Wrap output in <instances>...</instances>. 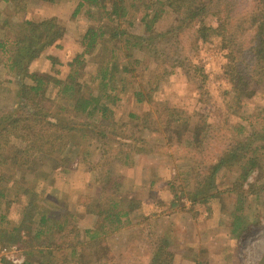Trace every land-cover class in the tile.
<instances>
[{"label":"rangeland","instance_id":"rangeland-1","mask_svg":"<svg viewBox=\"0 0 264 264\" xmlns=\"http://www.w3.org/2000/svg\"><path fill=\"white\" fill-rule=\"evenodd\" d=\"M76 2L22 0L18 4L17 0H0V24L56 16L65 25V34L32 61L30 72L48 73L60 79L67 77L70 62L83 49L82 36L92 24L83 12L72 15ZM233 2L242 14L263 6L256 0ZM222 3L228 6L231 0H222ZM164 8L155 25L159 32L176 23L177 14L168 2ZM132 9L129 16L134 24L128 28L139 35L146 34L140 19L144 12L142 7ZM217 20V16L205 17L207 24L215 25ZM250 22L252 18L247 17L239 25L236 39L227 47L221 36L196 41L193 29L185 31L181 33L177 49L160 44L168 51L166 56L137 52L140 61L128 74L121 71L124 58L122 50L118 49L111 67L114 77L110 82L114 88L108 90L117 97L109 106L114 110L118 132H123L111 138L122 142L123 147L98 150L95 140L78 143V139L79 152L72 155L69 170L61 167L50 170L52 162L44 160L48 166L39 164L38 167L42 172L43 168L49 171L45 170L44 174L40 171L36 179L52 198L37 191L36 202L28 194L17 197L13 194L14 182H22L23 174L28 180V172L22 168L15 171L11 164L3 167L5 175H10L3 183L8 187L6 200L9 203L0 201V232L8 229L9 233L0 236V264H5V260L20 264L27 257L30 249L27 244L7 240H12L10 230L15 225L37 218L35 205L54 213L56 219L69 220L74 230L73 242L80 243L76 257L85 253L84 259L91 264H150L153 253L164 240L165 250L173 254L172 264H264V73L252 78L247 94L239 96V87L233 86L231 76L234 59L238 56L243 65L246 58L243 52L253 41L255 44L257 35L254 38V28L248 30ZM226 36L231 41V31L228 30ZM174 50L178 51L172 52ZM103 57L108 56L98 48L86 55L85 73L79 80L85 93L96 91L97 79L92 76ZM171 61L175 67L170 69ZM165 66H169L167 73L163 72ZM25 80L26 77L4 68L0 62L2 110L22 113L30 109L31 105L18 95L19 81ZM136 90L143 91L141 100H137ZM47 94L63 103L53 81L48 84ZM108 99L104 96V100ZM171 120L173 127L167 124ZM199 120L209 125L200 147L190 144ZM1 133L8 150L20 142L25 144L20 127L7 128ZM249 138L254 145L261 146L254 156L259 165L247 178L249 184L241 181L243 212L249 225L240 236H233L231 212L238 206L237 194L227 190L236 181L238 165L220 168L211 189L215 193L207 201L198 202L194 197L198 186L200 189L209 187L203 179L208 175L205 165L211 164L219 150L231 141ZM119 142L113 141L111 145L116 147ZM123 149L127 156L121 152ZM86 151L89 153L82 155ZM27 152L32 153V149L27 148ZM22 183L31 186L29 182ZM109 196L122 198L129 222L118 230L102 233L101 238L90 239L85 229H98L104 222L102 208L108 207ZM26 230L24 227L21 234L28 239ZM57 233L50 236L55 242ZM56 255L59 258L60 255Z\"/></svg>","mask_w":264,"mask_h":264},{"label":"trees","instance_id":"trees-1","mask_svg":"<svg viewBox=\"0 0 264 264\" xmlns=\"http://www.w3.org/2000/svg\"><path fill=\"white\" fill-rule=\"evenodd\" d=\"M21 1L17 0L18 4ZM25 1L58 2L59 0ZM76 1L72 15L76 16L83 12L92 24L88 26L82 36L83 49L70 62V72L65 79L48 73L29 71L32 61L47 46L55 43L65 34V25L58 17L51 16L40 21L25 19L14 23L0 24L2 30L0 33V62L4 68L27 78L24 82L19 81L18 95L31 105L27 112L22 113L0 108V201L3 200L5 204L9 203L6 200L9 192L7 185L3 183L10 179V175H5L3 167L9 166V164L15 171L18 169L21 171L22 168L28 172V180L24 174L21 180L31 184L30 187L24 186L22 182L16 180L13 185L14 196L17 197L25 193L30 196L33 202H36L37 191L45 193L48 199L52 198V195L41 189L40 180L36 179V175L40 171L42 174L49 171L48 168H43L44 172H42L38 167L39 164L47 165L43 162L44 160L52 162L50 170L54 167L64 168L65 171L69 170L72 164V155L75 156L79 152V147L76 144L78 139V143L87 140L88 143H91L95 140V149L98 150L106 148L119 150L123 147L122 142L111 138L120 136L123 132H118V122L115 119L114 110L109 106L110 103L116 101L117 97L108 90L114 88L110 82L114 77L111 67L118 49L122 50L124 58L121 63V71L128 74L134 71L135 65L140 61L136 57L137 52H153L157 57L166 56L169 53L161 48L160 44L171 45L177 49V45L181 41V33L191 29L196 33V41H200V39L207 41L211 36L218 35L225 41L227 44L225 47H227L229 42L233 43L232 41L236 39L235 31L239 25L247 17H250L252 23L250 22L248 30L254 28V38L257 35L255 44L253 41L251 47L243 52L246 56L243 65L237 56L234 59V65L231 66L233 86L239 87L238 96L247 94V87L251 79L259 73L260 75L264 73V0H256L263 3V6L257 11L243 14L237 11L234 0H231V5L227 3L228 6L223 4L222 0H131L129 3L126 0ZM166 2L177 14L176 23L165 31L159 32L155 29V25L165 11ZM18 4L17 9H19ZM141 7L144 12L140 19L147 33L139 35L132 32L128 26L134 24V20L129 16L132 8L140 9ZM208 15L217 16L218 20L215 25L205 22V17ZM228 30L231 31V41L227 40ZM96 48L108 57L102 58L92 76L97 79L95 80L96 91L88 90L85 93L79 80L85 73L86 55ZM175 51L178 50L172 52ZM52 58L53 61L56 60V58ZM168 67L163 68L164 73L169 72V68L175 67L174 62L171 61V67ZM51 81L57 86L58 98L60 97L63 103L48 96L47 88ZM135 94L138 95L137 100H141L144 95L142 90H136ZM104 96L109 98V101L104 100ZM201 121L203 120L197 121L193 137L190 140V144L193 143L198 147L201 146L202 140L206 136L207 126L209 127L206 122ZM167 124L173 127L174 122L171 120ZM19 127L23 129L25 144L20 142L18 146L8 150L1 132L7 128L19 129ZM167 140L170 141V138ZM113 141L119 142L116 147L111 145ZM259 147L261 146L254 145L251 138L231 141L227 147L219 150V155L211 164L205 165V169L208 168V175H205L203 179L209 187L200 189L198 186L195 191V201H207L215 193L211 189H213L214 178L220 168L232 164L238 165L236 181L227 190L237 194L238 206L231 212V222H233L231 233L233 236H240L241 231L247 229L249 225V223L247 225L248 220L243 212L244 194L241 191L243 187L241 181L249 184L247 178L259 165V161L254 157ZM27 148L32 149V153H28ZM121 152L127 156L126 150L123 149ZM86 153L89 152L86 151L82 155L85 156ZM237 189H240V192L236 191ZM107 203L108 207L102 208L104 222L99 228L85 229L88 238L96 239L102 233L118 230L129 222L128 211L123 207L125 203L122 198L109 196ZM34 210L38 215L37 218L29 219V222L24 225H15L10 230L12 231V240H7L8 243L22 241L30 247L26 252L27 257L20 264H91L84 259L85 253L81 257H76L77 246L80 243L78 240L73 242L74 230L69 226V220L66 217L56 219L54 213H50L39 205H35ZM27 218L30 217L27 216ZM24 227L27 229L25 235L28 236V239H25L26 237L21 234ZM55 231L58 232L57 239L55 238L56 242L50 237ZM4 232L9 233V230L2 229L0 236ZM165 247L166 241L164 240L153 253L150 264L173 263V254L166 251ZM56 254L60 255L59 258ZM34 258H38L37 261ZM5 264L15 263L5 260Z\"/></svg>","mask_w":264,"mask_h":264}]
</instances>
